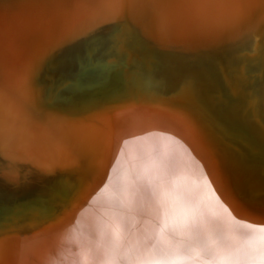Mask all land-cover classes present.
<instances>
[{
	"label": "bare ground",
	"instance_id": "bare-ground-1",
	"mask_svg": "<svg viewBox=\"0 0 264 264\" xmlns=\"http://www.w3.org/2000/svg\"><path fill=\"white\" fill-rule=\"evenodd\" d=\"M27 2L0 0L6 25ZM177 14L180 37H140L116 75L92 40L56 52L39 76L45 122L6 103L21 155L0 167V187L12 201L45 192L48 211L3 214L13 231L0 236V264H264V35L211 49L197 33L220 14L195 3ZM245 61L257 73L241 92L229 80ZM34 143L38 159L25 155Z\"/></svg>",
	"mask_w": 264,
	"mask_h": 264
},
{
	"label": "snow or ice",
	"instance_id": "snow-or-ice-1",
	"mask_svg": "<svg viewBox=\"0 0 264 264\" xmlns=\"http://www.w3.org/2000/svg\"><path fill=\"white\" fill-rule=\"evenodd\" d=\"M191 3L220 14L217 24L197 33L211 49L254 44L264 35V0H28L23 15L7 25L0 12V167L21 155L16 122L9 118L6 103L33 124L51 118L40 103L39 76L56 52L76 41L92 40L98 50L114 57L109 68L116 75L125 70L123 57L140 37L160 46L177 40L182 31L177 9ZM258 71L264 78V55ZM256 73L254 62H240L232 69L229 83L243 92ZM196 96V82L189 80L187 98ZM44 151V145L34 143L25 155L38 159ZM74 176L60 196L69 198L79 188V172ZM37 211L46 213L48 208ZM6 231L12 234L11 221L0 219V236Z\"/></svg>",
	"mask_w": 264,
	"mask_h": 264
},
{
	"label": "water",
	"instance_id": "water-1",
	"mask_svg": "<svg viewBox=\"0 0 264 264\" xmlns=\"http://www.w3.org/2000/svg\"><path fill=\"white\" fill-rule=\"evenodd\" d=\"M52 61H50L51 63ZM60 177V178H59ZM64 181V178L62 176H58V177H55V179H50V183L48 184V188L52 191H58L59 190V187L62 185V182ZM33 192V191H31ZM27 193L25 197L18 199V200H15V201H12L14 199H12V197H14L12 194V191L11 190H8V188L6 187H0V219H4L3 214L6 213V212H24L23 209L25 208H35V204L37 203L38 206L37 208L40 206H42L45 198V195L47 193L43 192V193ZM45 194V195H43ZM50 195V194H49ZM51 196V195H50ZM67 199V198H66ZM66 199H63V201L65 202ZM9 201V202H7ZM12 201V202H11ZM32 203V204H31ZM36 208V209H37ZM32 211V209H31ZM30 212V210H29ZM28 212H26L24 215L22 216H26ZM2 217V218H1ZM7 221V220H5Z\"/></svg>",
	"mask_w": 264,
	"mask_h": 264
}]
</instances>
